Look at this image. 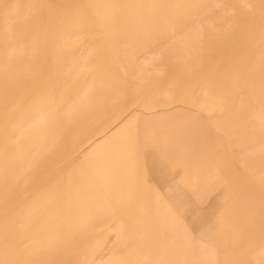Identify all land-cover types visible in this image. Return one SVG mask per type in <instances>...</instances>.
Segmentation results:
<instances>
[{"label":"rangeland","instance_id":"1","mask_svg":"<svg viewBox=\"0 0 264 264\" xmlns=\"http://www.w3.org/2000/svg\"><path fill=\"white\" fill-rule=\"evenodd\" d=\"M244 17L264 0H0V264H206L205 223L126 142L162 53ZM174 110L177 128L204 120L153 112Z\"/></svg>","mask_w":264,"mask_h":264},{"label":"crops","instance_id":"2","mask_svg":"<svg viewBox=\"0 0 264 264\" xmlns=\"http://www.w3.org/2000/svg\"><path fill=\"white\" fill-rule=\"evenodd\" d=\"M259 18L244 17L220 41L197 39L189 49L162 53L163 62L142 76L149 84L137 106L147 114L143 129L126 142L133 161L161 169L168 190L178 193L169 199L175 215L189 217L185 224L205 223L206 264H264V17ZM134 96L131 89V101ZM175 103L195 108L193 115L202 113L204 120L177 128L181 112H153Z\"/></svg>","mask_w":264,"mask_h":264},{"label":"bare ground","instance_id":"3","mask_svg":"<svg viewBox=\"0 0 264 264\" xmlns=\"http://www.w3.org/2000/svg\"><path fill=\"white\" fill-rule=\"evenodd\" d=\"M263 35V34H262ZM16 38H20L21 39V36H16ZM32 39V38H31ZM262 40V39H261ZM17 41V40H16ZM32 41V40H31ZM37 43V42H36ZM192 52H194V51H192ZM230 60V59H229ZM258 63V62H257ZM242 65V64H241ZM261 69V68H260ZM181 70V69H180ZM181 72H182V70H181ZM205 73V72H204ZM254 74V73H253ZM218 81V80H217ZM198 86V85H197ZM234 88V87H233ZM236 91V90H235ZM148 95V94H147ZM148 97V96H147ZM147 99H149V98H147ZM169 105V104H168ZM167 107V106H166ZM165 107V108H166ZM186 155V154H185ZM184 155V156H185ZM183 158V157H182ZM188 159V158H187ZM172 173V172H171ZM229 209V208H228ZM256 250V249H255ZM246 255V254H245Z\"/></svg>","mask_w":264,"mask_h":264}]
</instances>
